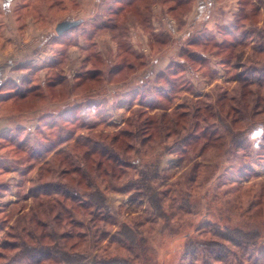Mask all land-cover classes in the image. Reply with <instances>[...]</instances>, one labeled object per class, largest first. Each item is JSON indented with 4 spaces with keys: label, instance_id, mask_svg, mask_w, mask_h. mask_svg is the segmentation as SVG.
<instances>
[{
    "label": "rangeland",
    "instance_id": "1",
    "mask_svg": "<svg viewBox=\"0 0 264 264\" xmlns=\"http://www.w3.org/2000/svg\"><path fill=\"white\" fill-rule=\"evenodd\" d=\"M204 1L24 0L17 49L25 58L11 78H0V98H10L0 105V264L34 262L9 261L19 249L2 245L15 241L14 222L33 205L30 193L69 184L72 176L62 175L67 154L58 151L81 167L84 153L89 165L95 162L90 147L72 150L80 138L119 154L129 168L110 182L118 191L133 187L108 194L112 212L94 221L72 214L81 226L54 227L58 234L79 233L73 254L89 253L99 264L114 257L187 264L193 255L211 264H262L264 0ZM66 20L81 23L58 36L55 27ZM27 21L39 33L25 36ZM176 106L184 124L162 126L149 140L147 117ZM120 130L129 136L115 148L111 135ZM156 172L158 179L147 183L155 192L170 199L172 189L183 198L166 202L165 216L136 195L140 176ZM131 199L137 208L125 212ZM181 204L191 211L182 217L186 223L170 215ZM36 220L39 232L49 231L46 219ZM126 225L141 233L134 239L145 240L142 251L123 241ZM197 229L204 251L186 247L187 239L197 241ZM239 232H256L257 244L238 248ZM125 248L136 249L132 258Z\"/></svg>",
    "mask_w": 264,
    "mask_h": 264
},
{
    "label": "trees",
    "instance_id": "2",
    "mask_svg": "<svg viewBox=\"0 0 264 264\" xmlns=\"http://www.w3.org/2000/svg\"><path fill=\"white\" fill-rule=\"evenodd\" d=\"M231 49H233V47L230 48V51ZM26 97L27 95H22L16 98H18L19 100H24L26 99ZM5 98L4 100L6 101L10 99ZM180 109L181 108L179 106H176L169 112L161 113L158 118H155V116H152L150 118L147 117L145 121H147L146 123H148L150 127H152L150 134L151 137H149V140L152 138H158L159 134L161 133L162 126L164 127L167 125V127H169V125H172L174 127H177L179 124H181L183 122L182 119L185 118V115L179 113ZM111 136L112 139L111 143L109 142L110 145H116L122 137L129 135L127 134V132H123V130H120L119 133H115ZM109 137L110 136H108L106 140H108ZM86 147L91 148V151H93L96 155V160L95 162L91 163V165H89V161H87V158H85L84 153V155H80V157H82V159L85 161L84 165L86 166L82 167L71 162L68 156V151H58L56 153V156L58 157H60L62 154H67V158L65 157V155L64 158H62V160L66 162L64 170H62V175L72 176V178L69 181L68 185H60L59 188H55V186L54 188L48 186L46 189H38L37 191L30 193V198L33 200V205L31 204L27 212L18 217L14 222V231H16L17 233L14 237L15 241L11 244H9V242H6L7 244L2 245V249L5 251L17 248L19 249V253H17L13 258L7 257L6 259H8L9 261H16L15 258H17L18 260L32 259L34 262L31 264H83L79 261L82 260L86 262L89 259L88 264H99L98 262H96V260H92L90 262V257L88 255L89 253L87 254L75 251L76 253L73 254V251L79 243L73 242L74 239L80 238L78 232H76L75 234H73L72 232H64L62 234H58L55 228L59 224H64L65 226H81L82 223L75 222L70 217L72 214L78 216H81L82 214L89 215L94 221V218L98 217V213L108 214L112 212L108 194L116 192H128L130 189H132L133 185H129V188L126 186L123 188V190L118 191L112 186L110 182L117 178L119 174L122 173V170L124 168H129V165L126 164V162L120 160L121 156L119 154H115L113 150L112 152L109 150H102V148L98 149L95 145L91 144V142L81 138L75 141L72 150H79ZM118 147L121 148L120 144H117L115 148ZM86 152L90 153V151ZM140 177L142 179V185L136 187V195L140 198H148L147 201L149 209H151L154 213L159 212L165 216L166 212L161 211L163 205L165 206L166 202L174 201L178 197L180 198V200L183 199L182 197H180V192L178 193L176 190L172 189L168 190L169 193L172 194V196L170 199H167V196H169L167 192H165L166 195H164L163 192L162 194H160L158 192H155L156 189L154 190L152 185L147 184L152 180L158 179L157 172L155 173V176L152 175L149 177L147 176V174L144 175L143 173V175H141ZM152 193L153 195H150ZM134 203V200H129L126 205L127 207L125 209V212H130L133 209H136L137 205L133 206ZM177 210L179 211V213L175 214L174 212H171L170 215H172L173 218L180 215L181 218H179L178 221L180 223H186L184 222L182 217L185 215H190L191 211L187 208V206L184 207L182 204L181 206H178ZM39 214L47 220V224H49L50 226L49 231L39 232V222L36 220V217ZM60 216L63 217L62 220L59 219ZM104 222H108V219H104ZM109 225L114 226V224L112 223H109ZM129 230V225H126V230L122 229L119 231V233H121V237L124 239L123 241L125 243L130 242L131 246L133 245V247L142 251L144 249L143 243L145 240H143L142 237L140 238V242L134 239V236L141 235V233H138L136 229H131L130 231ZM239 233L241 234V238L239 240L240 242H236L237 244H235V246L238 245V248H240L241 246L243 248H249L257 244V239L259 236L256 232L250 234L244 233L243 235L241 232ZM80 235L82 236V234ZM22 236H25L27 240H22ZM199 237H203V231L201 229L195 230V238L197 241H192V238L187 239V241L189 240L188 242L191 243L186 245V247H198V249L200 248L201 251H204V245H202V243L198 241ZM98 240L99 238H97L95 243ZM138 244L139 247L137 248ZM136 249L125 248V250H127V252L131 255V258L133 256V251ZM34 256L37 257L36 260L33 259ZM139 256L140 255H138V257ZM215 259L216 260L213 259V261H221L223 257L219 256ZM246 261H248V258ZM196 262H199L200 264H211L209 263V261H204L203 259L200 260L196 257V255H193L191 261H189L187 264H195ZM222 262L223 264H233L227 263L224 260H222ZM101 263L128 264L129 262L128 259L114 257L110 260L108 259L107 261H101ZM262 264H264V261L262 262Z\"/></svg>",
    "mask_w": 264,
    "mask_h": 264
},
{
    "label": "crops",
    "instance_id": "3",
    "mask_svg": "<svg viewBox=\"0 0 264 264\" xmlns=\"http://www.w3.org/2000/svg\"><path fill=\"white\" fill-rule=\"evenodd\" d=\"M10 0H4L0 4V78H3L2 75L4 74V78H8V75L11 74L10 78L14 74V69L18 67V65L24 60L25 54L21 53L20 50L17 49L19 46L20 48L23 47V41L21 40L18 32L21 31L20 29V18L18 16L19 13L26 7V3L24 0L18 2L15 0H11L10 4H8ZM111 1V0H109ZM116 2L117 0H113ZM198 0H196V3ZM211 0H205L203 3H210ZM200 3V2H198ZM29 21V19H28ZM27 21L26 25L28 27L29 22ZM32 22V21H31ZM18 24V25H17ZM23 25V24H22ZM25 36H30V34L39 33L38 28H26ZM15 33L16 37H19V40L13 41L14 39L11 38L12 34ZM2 35V36H1ZM32 37V36H31ZM28 41V39H27ZM9 45V47H8ZM7 46V47H6ZM14 47V50L12 49ZM5 81V79L3 80ZM0 81V85H1ZM5 83V82H4ZM1 96V92H0ZM0 105L8 103L10 101L4 100V98H0Z\"/></svg>",
    "mask_w": 264,
    "mask_h": 264
},
{
    "label": "water",
    "instance_id": "4",
    "mask_svg": "<svg viewBox=\"0 0 264 264\" xmlns=\"http://www.w3.org/2000/svg\"><path fill=\"white\" fill-rule=\"evenodd\" d=\"M80 23L81 21H70V20L63 21L57 24V26L55 27V33L58 36H60L63 33L78 27Z\"/></svg>",
    "mask_w": 264,
    "mask_h": 264
}]
</instances>
